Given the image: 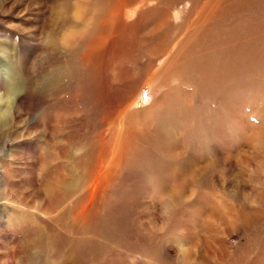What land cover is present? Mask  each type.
<instances>
[{
    "label": "rangeland",
    "instance_id": "1",
    "mask_svg": "<svg viewBox=\"0 0 264 264\" xmlns=\"http://www.w3.org/2000/svg\"><path fill=\"white\" fill-rule=\"evenodd\" d=\"M7 97L0 264H264V0H0Z\"/></svg>",
    "mask_w": 264,
    "mask_h": 264
},
{
    "label": "bare ground",
    "instance_id": "2",
    "mask_svg": "<svg viewBox=\"0 0 264 264\" xmlns=\"http://www.w3.org/2000/svg\"><path fill=\"white\" fill-rule=\"evenodd\" d=\"M17 83V82H16ZM14 84V83H13ZM12 84V85H13ZM18 84V83H17ZM20 85V84H19ZM19 85L18 89H19ZM11 87V86H10ZM14 87V86H13ZM11 87V88H13ZM23 88V87H22ZM16 91V87H15ZM12 92V91H11ZM10 93V92H9ZM18 93V92H17ZM16 100L7 97L0 99V139L5 141L9 140V136L12 133V128L15 126L16 118H13V114L16 112L17 114L20 113L21 105ZM16 104V105H15ZM21 114V113H20ZM17 133V132H16ZM18 137V133L16 135ZM4 146V145H3ZM2 146V147H3ZM3 152V148L0 149ZM81 169V168H79ZM78 169V170H79ZM85 170V169H84ZM105 173L103 169L98 168L97 170L91 171L89 170L88 177L91 179L89 181L90 189H89V198L87 202L81 207V209L76 213V216L81 218L85 215V213L90 209L92 206L95 197L97 196L101 186L104 183V176ZM85 174V173H83ZM85 181V180H84ZM73 187V186H72ZM36 243V242H35ZM40 244V243H39ZM41 256V255H40ZM51 262V261H50ZM38 263V262H37Z\"/></svg>",
    "mask_w": 264,
    "mask_h": 264
}]
</instances>
